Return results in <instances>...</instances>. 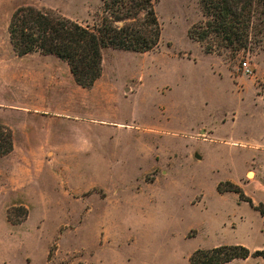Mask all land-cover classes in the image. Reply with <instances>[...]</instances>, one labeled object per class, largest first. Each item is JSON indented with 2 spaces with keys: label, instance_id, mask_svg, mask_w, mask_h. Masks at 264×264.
<instances>
[{
  "label": "rangeland",
  "instance_id": "rangeland-1",
  "mask_svg": "<svg viewBox=\"0 0 264 264\" xmlns=\"http://www.w3.org/2000/svg\"><path fill=\"white\" fill-rule=\"evenodd\" d=\"M152 1L160 46L144 54L104 51L114 93L90 96L82 111L94 125L76 130L56 118L28 119L65 149L18 148L16 159L5 158L6 128L21 139L28 127L0 113V264H191L196 251L220 246L264 251V17L256 14L246 50L208 54L189 36L206 21L200 0ZM22 7L93 29L103 18L102 0H0L2 102L33 90L23 75L40 60L19 57L11 45L10 21ZM243 129L257 144L254 162L247 160L253 150L227 137ZM240 176L250 181L245 194L254 205L218 194L222 181ZM233 262L264 264L254 256Z\"/></svg>",
  "mask_w": 264,
  "mask_h": 264
},
{
  "label": "trees",
  "instance_id": "trees-1",
  "mask_svg": "<svg viewBox=\"0 0 264 264\" xmlns=\"http://www.w3.org/2000/svg\"><path fill=\"white\" fill-rule=\"evenodd\" d=\"M102 2V23L95 29L85 27L53 10L19 8L9 25L10 42L15 53L21 58L35 53L55 56L69 65L79 86L90 90L103 75L106 49L144 54L160 46L162 26L152 0ZM200 3L206 21L190 30L192 40L205 43L208 54L220 53L223 49L240 51L248 48L256 28V14L260 13L264 17V0H200ZM260 20L264 24V18ZM211 40L217 45L210 44ZM6 130L9 133L3 156L14 149L12 131ZM218 192L235 193L242 201L254 205L243 189L232 182L221 183ZM262 214L264 216V211ZM252 256L264 260V251L252 253L242 245H227L198 250L191 256L190 262L228 264Z\"/></svg>",
  "mask_w": 264,
  "mask_h": 264
},
{
  "label": "crops",
  "instance_id": "crops-1",
  "mask_svg": "<svg viewBox=\"0 0 264 264\" xmlns=\"http://www.w3.org/2000/svg\"><path fill=\"white\" fill-rule=\"evenodd\" d=\"M35 55L40 56L38 57L40 60L34 61L33 65L30 64L28 69L24 71L23 75L25 82L29 80L34 84L33 90L28 92L21 99H13L10 102L0 101V113H2L3 117L10 119L14 117L22 118L24 119V126L28 127L27 130L24 131L23 137L21 139L18 137L17 128L15 129L12 127V129H10L13 135L14 149L10 154L5 156V158H9L10 156L15 157L16 150L18 148H24L26 150L65 149L64 145L54 144V146L50 144L51 142L49 143L46 141V138L44 140L39 126L37 127L35 124L30 126L28 119L32 117L36 123L37 121L45 123V119L49 118L52 120L53 118H56L66 121L67 123L72 122L71 124H76V130L79 129V123L83 124L82 127L86 128L85 124H87V126L94 125L93 122L96 121L93 114H86L82 111H88L86 108L87 105H90L91 103H89L90 96L97 92H102L104 95L108 96H111L110 93H114L113 90L107 88L105 83V59L103 62L102 77L96 82L92 89L87 90L76 83L71 73L70 67L66 62L55 56H46L41 53L27 55L25 58ZM49 57L57 58L60 60V62H44V58ZM57 70H62V72L59 73ZM245 92L246 90L243 91V93ZM233 121L236 123V116L234 117ZM155 129V131H158L157 128ZM200 134V138L203 140H207L209 137L207 130H203ZM252 134L253 133L249 129H243L241 133L233 132L227 137L230 139H235L236 137L240 139L239 142H237L239 143L240 149L246 150L248 152H250L249 150H253L250 152V155H248L247 160L251 158V161L254 162L256 156L254 148H257V144H255L253 141L254 138H252ZM211 135L214 136V133L211 132ZM13 159H16V157ZM28 161V158H24L22 162L18 161V164H24V162L27 163ZM9 179H12V176L9 177ZM224 182H232L240 186L244 192L245 185L250 183L248 179H243L242 176H240L239 180L228 179L226 181H222L221 183ZM229 194L231 193L220 194V196L224 197ZM233 263L234 262L231 264Z\"/></svg>",
  "mask_w": 264,
  "mask_h": 264
},
{
  "label": "built area",
  "instance_id": "built-area-1",
  "mask_svg": "<svg viewBox=\"0 0 264 264\" xmlns=\"http://www.w3.org/2000/svg\"><path fill=\"white\" fill-rule=\"evenodd\" d=\"M242 70L247 76H251L254 73V69L248 63L243 64Z\"/></svg>",
  "mask_w": 264,
  "mask_h": 264
}]
</instances>
